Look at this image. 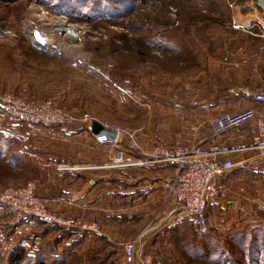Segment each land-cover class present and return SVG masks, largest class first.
<instances>
[{
  "label": "rangeland",
  "instance_id": "obj_1",
  "mask_svg": "<svg viewBox=\"0 0 264 264\" xmlns=\"http://www.w3.org/2000/svg\"><path fill=\"white\" fill-rule=\"evenodd\" d=\"M258 6V0H0V93L26 101L52 100L72 116L88 114L117 127L115 117L124 112L122 123L132 128L136 124L126 119L139 123L149 114L154 120L157 80L180 78L188 82L186 89L182 81L175 84L176 90L164 86L178 92L183 106L202 102L219 89L231 93L254 89L257 78H264V14ZM59 19L66 20L62 28L57 26ZM68 27L79 29L77 40L66 37ZM161 32H204L210 43L199 40L191 60L180 61L186 72L175 77L149 75V65H133L132 75H137L139 88H131V95H147L151 111L146 114L132 105L122 107L101 80L112 67H121L127 60L138 61L142 48L152 59L162 58L157 45L146 42ZM210 47L213 54L207 55ZM217 61L242 66L215 68ZM234 110L239 112L241 107ZM232 132L253 135L254 131L248 124ZM250 152L246 160L250 159L253 168L264 164L254 151ZM5 160L6 153L0 154V190L20 184L22 169L28 173L25 176L32 173L28 165L20 169ZM256 187L244 186V197L252 200L242 209L248 213L237 205L226 215L224 210L210 209L207 212L214 216L212 221L206 212L201 219L185 222L169 234L154 230L161 233L159 243L148 252L154 264H264V182ZM25 222L14 221L0 204V264H83L80 256L88 250L86 246L70 251L61 247V240L56 243L68 229H49L40 221ZM121 248L110 249L115 254L114 263L121 259ZM161 254L164 259L157 257Z\"/></svg>",
  "mask_w": 264,
  "mask_h": 264
},
{
  "label": "crops",
  "instance_id": "obj_2",
  "mask_svg": "<svg viewBox=\"0 0 264 264\" xmlns=\"http://www.w3.org/2000/svg\"><path fill=\"white\" fill-rule=\"evenodd\" d=\"M218 62L214 63L215 68L235 65L237 69L238 65L239 68L242 66L238 63ZM263 79L262 77L257 78L254 89L235 90L233 94L237 95L239 91L242 93L245 90L264 93ZM181 81L180 78H175L173 81L157 80L155 99L158 111L154 120L147 114L152 107L147 95L142 94L141 97L145 103L150 105V111L139 107L132 101V89L119 94L111 91L110 97L117 100L122 107L132 105L147 114L143 117L144 121L139 123L126 119L127 122L136 124L132 128L122 123L125 121L126 113L123 112L122 116L117 114L115 120L120 125L118 127L134 131L137 141L145 147L162 145L174 149L197 146L201 150H207L212 145H218L226 150L222 157L235 163L233 172L236 169L245 168L257 171L252 164H249L250 159L246 160L251 153L249 148L252 145L254 132L253 135L247 133L235 135V132H231L213 137L210 131L209 121L213 117L231 114L236 111L234 110L236 107L240 106H236L230 100L223 98L219 100L217 92H215L216 95H206L202 102L192 101L183 106V103L178 101V92L171 91L176 90L175 84ZM165 84L173 87L170 90L169 86L164 87ZM182 84L185 89L188 88V82L182 81ZM145 87L149 92V84ZM169 97L171 101H168ZM107 105L110 104L107 102ZM252 105L251 99L246 98L241 105V110ZM118 108V112L122 113L120 107ZM256 108L264 110V104L256 105ZM115 109L117 110V107ZM1 118L2 116H0V121L4 122ZM73 123L82 124L78 120ZM74 124L70 126L44 125L33 131L25 130L28 135L27 150L31 153V160H33L29 165L32 168V173H30L32 178L29 183L36 186L37 195L49 199V209L52 213L70 221L78 220L101 226L100 233L84 232L75 228L68 229L73 235L63 239L64 243L79 242V246L91 248L107 242L108 247L113 248L114 246L123 247L125 243L137 240V243L143 246L145 240L155 234L154 230H163V228L157 229L155 224L160 217L159 214L167 208L164 199V183L175 175L176 165L150 162L151 159L145 155L129 152L134 164L124 163L117 166L113 163L115 152L117 150L124 151V153L128 151L123 137L117 144L101 143L90 132V126L87 129H79L74 128ZM19 136L20 134L16 135L19 139L18 146L23 149V142H20ZM143 161L148 163L136 164ZM256 168L258 171L263 170L264 164ZM227 176L218 181L225 188V193H220L209 205L208 210L221 213L224 210L225 214L236 205L242 210L245 209L243 207L246 204L252 202L250 198L244 197L242 183L245 179L244 172H234L232 177ZM255 187L252 185L251 189L256 190L257 187ZM247 189L245 188V192ZM242 211L249 212L248 210ZM211 215L207 212L209 221L214 219ZM228 223L226 221V224ZM109 253L105 264H112L115 258L112 250Z\"/></svg>",
  "mask_w": 264,
  "mask_h": 264
},
{
  "label": "built area",
  "instance_id": "obj_3",
  "mask_svg": "<svg viewBox=\"0 0 264 264\" xmlns=\"http://www.w3.org/2000/svg\"><path fill=\"white\" fill-rule=\"evenodd\" d=\"M234 28L239 26L233 23ZM264 36V32H261ZM251 99L252 106L233 115H220L209 121L213 137H219L245 125L251 124L254 137L249 150L256 153L258 161L264 160V110L256 105L264 104V93L249 90L242 92ZM132 101L139 107L150 109V105L142 97L132 96ZM0 116L9 122L6 132L23 127L27 131L36 130L42 125L80 121L90 126L91 122H99L105 129L115 132L117 144L123 137L127 149L131 153L145 155L150 162L171 163L176 165L177 172L164 183L165 204L167 208L161 212L155 227L157 229L175 228L185 222L201 219L209 205L225 191L218 181L226 177L235 163L223 158L226 150L212 145L207 150L197 146L169 149L162 145L145 147L141 145L134 131H129L105 121H99L88 114L77 118L65 112L52 100L26 101L11 93H0ZM5 120V119H4ZM115 165L134 164L129 153L117 150L113 157ZM143 161L136 164H146ZM256 168V167H255ZM217 175V177H214ZM264 176V169H263ZM242 190V189H240ZM74 195V193H73ZM0 204L6 207L16 222H24L28 218L40 220L44 225H56L65 229H78L84 232L100 233L101 226L96 223L70 221L50 211L49 199L36 194V186L27 183L20 187H8L0 191ZM123 257L119 264H154L150 255L142 253L137 240L125 243L122 247Z\"/></svg>",
  "mask_w": 264,
  "mask_h": 264
},
{
  "label": "trees",
  "instance_id": "obj_4",
  "mask_svg": "<svg viewBox=\"0 0 264 264\" xmlns=\"http://www.w3.org/2000/svg\"><path fill=\"white\" fill-rule=\"evenodd\" d=\"M258 9L261 12H263L259 6H258ZM193 33H196L197 35L193 37L191 35ZM152 38L153 37L147 38L146 42L149 45H150V42H152L153 45H157L158 48H156V50L161 51L163 54L162 55L163 57L158 59L152 55L154 57V59H152L151 57L148 56L149 51L148 50L145 51L142 48L140 50L141 52H139L138 61L132 62L131 60H127V62L121 65V67H116V68L112 67L110 69V72L108 71V74L104 76V78L101 80V82L105 85V88L107 90H110L112 92L114 91L118 94L127 92L126 90L131 89V88H134V89L136 88L137 90L139 88V84H138V79H136L137 75L136 76L132 75L133 65L134 67L135 66L140 67L144 64H147L149 65L147 67V69H149L148 70L149 75L156 74L160 77H167L168 75L170 77H175L177 76V73L179 72H186V70L183 69L184 67L180 66V61H190L191 60V56L195 54L194 46L198 44L199 40H203L207 43H210L209 40H207V38L205 37L204 32H161V34L158 35V38H156L155 36L153 40ZM211 54L213 53L210 47V49L207 51V55H211ZM174 56L176 57L175 61L171 60V58H174ZM142 58L143 60H141ZM150 60H153V61L152 63L148 64ZM172 64L174 66H172ZM119 69L120 71H122V73L119 71ZM217 92L219 94L218 95L219 100L222 98L226 100H230L233 104H235L236 106H240V107L247 98L244 96L243 93L234 95L231 92H222V89L217 90ZM235 113L237 112H233L231 113V115ZM72 124L74 123L65 122V123L51 124V126H63V125L70 126ZM7 125H8L7 121L5 120L4 122L0 121V154L2 155L3 153H6L5 161L11 162L17 166H20L21 169L25 167L24 165H28V166L31 165L33 160H31V153L27 150L28 148L27 136L28 135L26 134L25 129L23 127H20V129L18 128L16 130L11 129L8 131V134H7L6 132ZM73 127L74 128L78 127L79 129H84V128L87 129L89 125L75 123ZM20 130H23V131L21 132ZM19 134H20L19 136L20 142H23V149L18 146L19 139L16 137V135H19ZM127 153H129V150L127 151ZM255 170H257V168H255ZM234 172L235 173L244 172L245 179L244 181H242V183L247 188H251L252 185L256 186L264 182L263 170L254 171V169L245 168V169H236ZM234 172L232 171L231 174L228 175L227 177H230V176L232 177ZM25 174H28L27 171L22 169L19 173L20 177L22 178L20 184H16L13 187L23 186L30 181L32 176L30 175L25 176ZM28 221H40V220L34 219V218H28L26 222ZM236 225H239V224H236ZM44 226L48 227L49 229H52V228L58 229L57 226L55 227V225H44ZM174 229L176 228L164 227L162 231L169 234L170 232H174L175 231ZM255 229H258V228H255ZM253 233L255 234V231H253ZM160 234L161 233H156L154 236H150L148 239L145 240L142 246V253L144 255H149L148 252L150 251V248H152V246H155L156 244L159 243L158 236ZM72 235L73 234L70 232V230L62 231V234L60 238L56 240V243H58L60 240L63 242V239L68 238ZM61 247H64L65 250L71 251L79 247V242H73L72 244L64 243L63 246ZM87 249L88 250L84 252V255L80 256L83 264H105L108 256L110 255L109 252L111 251L110 250L111 247L110 246L108 247L107 242L100 244V245L97 244L96 246H93ZM156 254L158 255V252ZM122 257H123V252H122L120 261L116 263H114L113 261L112 264H119L122 260ZM157 257L164 259L162 254Z\"/></svg>",
  "mask_w": 264,
  "mask_h": 264
},
{
  "label": "water",
  "instance_id": "obj_5",
  "mask_svg": "<svg viewBox=\"0 0 264 264\" xmlns=\"http://www.w3.org/2000/svg\"><path fill=\"white\" fill-rule=\"evenodd\" d=\"M258 5L262 9L263 14H264V0H258ZM38 42H41V38L37 32H34L33 34ZM42 43V42H41ZM90 132L92 135L96 138L97 141L101 143H114L116 134L113 131H110L108 129H105L99 122L93 121L90 124ZM214 177H217L215 175Z\"/></svg>",
  "mask_w": 264,
  "mask_h": 264
},
{
  "label": "bare ground",
  "instance_id": "obj_6",
  "mask_svg": "<svg viewBox=\"0 0 264 264\" xmlns=\"http://www.w3.org/2000/svg\"><path fill=\"white\" fill-rule=\"evenodd\" d=\"M65 24H66V20H64V19H59L58 21H57V26L58 27H60V28H62V27H64L65 26ZM78 30L79 29H77V28H69L68 27V29H67V31H65L66 32V37L69 39V40H71V41H74V40H77L78 39ZM42 42V41H41ZM43 43V42H42Z\"/></svg>",
  "mask_w": 264,
  "mask_h": 264
}]
</instances>
